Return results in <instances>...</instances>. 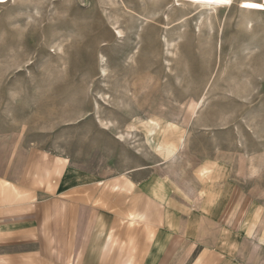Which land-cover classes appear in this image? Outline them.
I'll return each instance as SVG.
<instances>
[{
    "label": "rangeland",
    "instance_id": "rangeland-1",
    "mask_svg": "<svg viewBox=\"0 0 264 264\" xmlns=\"http://www.w3.org/2000/svg\"><path fill=\"white\" fill-rule=\"evenodd\" d=\"M231 1L0 3V150L51 152L69 184L213 174L262 233L264 0Z\"/></svg>",
    "mask_w": 264,
    "mask_h": 264
},
{
    "label": "crops",
    "instance_id": "crops-1",
    "mask_svg": "<svg viewBox=\"0 0 264 264\" xmlns=\"http://www.w3.org/2000/svg\"><path fill=\"white\" fill-rule=\"evenodd\" d=\"M144 171L69 184L53 153L1 149L0 264H264V231L242 230L213 174Z\"/></svg>",
    "mask_w": 264,
    "mask_h": 264
},
{
    "label": "bare ground",
    "instance_id": "bare-ground-1",
    "mask_svg": "<svg viewBox=\"0 0 264 264\" xmlns=\"http://www.w3.org/2000/svg\"><path fill=\"white\" fill-rule=\"evenodd\" d=\"M10 0H0V3H8ZM182 3L196 5L205 9L217 10L229 7L232 4L231 0H179Z\"/></svg>",
    "mask_w": 264,
    "mask_h": 264
}]
</instances>
